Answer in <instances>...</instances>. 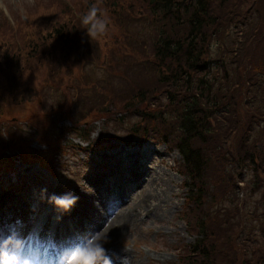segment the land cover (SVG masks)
Returning <instances> with one entry per match:
<instances>
[{
	"label": "rangeland",
	"instance_id": "1",
	"mask_svg": "<svg viewBox=\"0 0 264 264\" xmlns=\"http://www.w3.org/2000/svg\"><path fill=\"white\" fill-rule=\"evenodd\" d=\"M113 2L114 0H0V24L3 18L10 19L0 25V49L14 50L18 63L23 59L15 68L19 72L16 80L13 81L10 77L5 81L8 88L17 82L21 90L17 93L13 91L9 96L7 92L4 101L0 100V144H5L3 141L20 144L30 141V146L36 148V151L47 149L46 143L40 141V138L33 139L32 136L40 137L36 127H41L40 121L43 122L44 118L51 119L47 125L67 141L64 152L57 153L54 160L56 173L37 160L24 161L21 151L15 150L10 161L0 154V196H8L0 206L13 205L15 202L29 209L34 206L37 209L39 204L44 203L46 195L54 194L57 188L60 194L72 193L78 197L77 206L80 205V195H89L95 210L102 215L101 219L96 216V221L104 223L109 217H113L117 206L123 205L125 201L118 203L115 208L113 202L107 199V187L112 182H103L108 171L105 177H102L101 171L105 166L109 169L111 163L116 162L118 166L114 167V173L118 176L124 166L127 171L128 167L133 169L143 163L142 171L145 170L146 174L141 171L137 178L146 177L145 182L144 179L141 182L144 187L141 190L134 188L136 190L131 201L137 203L142 200L143 208L134 204L131 215L134 220L130 225L122 233L104 240L111 244L108 254L113 263L129 264L133 260L135 264H184L183 257H193L189 252L198 236L196 223L205 218L210 220V217L221 229H215L216 231L225 233L227 230L230 234V246H226L222 237L218 236V248L220 244L222 249L229 252L237 248L241 256L246 257L256 250L258 245L255 243L260 241V247L264 250V241L261 242L264 238V176L253 185L251 192H247L246 198L244 188L246 184L251 185L253 173L247 169L244 179L235 186L230 177L223 186L227 166L223 162L225 167L222 168L221 161H217V157L212 155L203 180L210 196L204 199L205 202L199 209H191L187 207L185 199L188 191L184 182H187V176L177 170L183 160L178 151H171L165 143L154 144L151 141L144 149H137L122 142L127 138L124 131H129L130 125L143 122L140 117L145 116L141 109H153V113L158 114L162 105L170 104L172 106L169 109L163 110V117L166 116L170 121L173 116L174 121H177L175 114L180 112L175 113L171 109L176 106L168 100V90L163 85L156 87L153 68L149 70L147 66L150 63L142 60L152 46L149 38L153 31L149 27L147 30L142 20V12L149 11L147 0H119L118 5ZM236 4L241 5L240 11H249L247 14L251 15L247 17L251 19L254 16L253 21L257 28L260 27L256 28L260 42L256 46L255 55L261 58L264 51V0H236ZM66 24L80 28L73 29L74 37L77 38H73L71 44L66 46L68 54H65L66 51L62 52V46L54 42H51L52 46H57L58 50L48 48L49 54L35 56L33 52L36 49L29 51L32 38L46 35L52 26L58 28ZM151 25L153 26L152 23ZM236 28L226 26L222 31V39L228 40L227 45L219 46L222 40L217 39L212 49V54L220 59L230 57L225 71L228 75L226 81H216V89L229 93L236 73V67L231 69L236 65L233 64V59H239L240 47H244L245 41L249 43V36L255 34L253 29L244 33L243 28L239 27L240 30L235 31ZM79 30L81 32L78 33ZM146 33L150 36L147 37ZM42 40L45 39L38 41ZM81 43H84L82 52L76 50ZM229 46V54H225V47ZM28 56L32 57L25 63V57ZM14 61L16 63V58ZM213 69L216 71L218 68L215 65ZM144 76L148 79L143 78ZM258 77L253 87L262 100L264 77ZM142 88L144 96L141 98L138 93ZM246 96L248 92L244 98L247 102H235L237 106L232 102L222 108L230 109V115L220 117L221 120L230 119L227 127L229 123L232 128L236 124L233 112L235 107L238 108V114L244 113L243 116L254 113L248 100L250 97ZM217 103L220 105V102ZM260 104L263 106L264 101ZM24 116L33 117L31 119L37 126L33 129L29 122H24ZM32 130L36 133H27ZM258 134L264 133L260 131ZM84 135L89 136V140L84 141ZM100 138H108L110 145L105 143L100 148H91ZM225 140L227 145L233 143V134ZM141 155L143 159H140ZM232 168L230 164L228 170H233ZM110 177L115 178L114 175ZM120 182L116 184L119 185ZM102 183H106L107 187ZM45 188L47 194L40 191ZM225 188L230 193L223 195ZM233 195L240 198L235 207ZM146 207L152 211L144 210ZM127 208L128 206L124 207L123 211ZM81 219L84 220L82 217ZM240 230L242 236L239 237Z\"/></svg>",
	"mask_w": 264,
	"mask_h": 264
},
{
	"label": "trees",
	"instance_id": "2",
	"mask_svg": "<svg viewBox=\"0 0 264 264\" xmlns=\"http://www.w3.org/2000/svg\"><path fill=\"white\" fill-rule=\"evenodd\" d=\"M118 3L119 0L113 2L114 5ZM240 6L236 4V0H147L149 11L142 12L144 15L142 20L147 30L149 27L153 31L151 36L146 33L147 37L150 36L152 46L142 60L150 63L147 66L149 70L153 68L152 74L156 78V82L154 81L156 87L163 85L162 87L168 90L166 96L168 95V100L176 106L171 109L175 113L177 111L180 113L175 114L177 121H174L173 116L174 122H172L166 116L163 117L164 111L172 106L170 104H167L168 106L161 104V112L158 114L153 113V109L146 111L141 109L145 117L140 119L144 124L142 122L130 125V130L124 131V134L130 140L154 136L168 144L171 150L179 151L183 160L177 170L187 176V182H184L188 191L185 199L187 207L191 209L194 207L199 209L200 205L204 204V199L210 196L203 180L212 155L217 157V161H221L222 168L225 167L223 162L227 166V173L223 175V186L228 183L229 177L235 186L237 182L244 179L247 169L253 173L251 185L246 184L244 188L246 198L247 192H251V189H254L253 185L255 186V183L261 181L264 176V134H258L260 131L264 133V104L263 106L260 104L264 101V93L263 99L260 100L253 87L258 76L262 79L264 77V51L261 58L255 55L256 46L260 42L258 41L260 35L256 34V30L260 27L257 28L253 21L254 16L251 19L247 17L251 15V13L247 14L249 11H240ZM5 23L2 19L0 25ZM226 26H236L235 31H239V27L243 28L244 33L253 29L256 34L255 38V34H251L249 43L245 41L244 47H240L239 59H233V64L236 65L231 69L234 70L236 67V73L230 93L216 89V81H226V76L228 77L225 71L230 57L220 59L212 54L213 45H216L217 39L222 40L219 46L227 45L228 40L222 39V31ZM73 29L80 28L69 24L58 28L52 26L46 35L32 38L29 51L36 49L37 51L33 52L35 56L49 54L48 48L58 50L57 46H52L51 42H54L60 44L62 52L66 51L65 54H68L66 46L71 44L73 38H77V36L74 37ZM39 39L45 40L39 42ZM83 46L84 43H81L76 50L82 52ZM229 51L230 46L225 47L224 53L229 54ZM15 54L16 52L12 49H0V100L3 101L6 97L5 93L8 92L7 96H9L13 91L17 93L21 90L17 82L12 83L10 88L5 83L10 77L15 81L19 75L16 69L23 59L18 63ZM31 57H25V63H28ZM215 65L218 69L213 71ZM177 89H179L178 92ZM233 89L234 92H232ZM143 90L142 88L138 93V97L144 96ZM247 92L246 97H250L248 100L250 106L254 108V113L243 116L244 113L238 114V108L235 107L233 112L236 124L232 128V124L229 123L227 127L230 119L221 120L220 117L230 115V109L222 108L232 102L243 104ZM17 97L18 95L16 99ZM217 102H220L221 106ZM237 105L234 104V106ZM247 109L251 112L249 108ZM23 118L32 120L33 117L24 116ZM47 122L50 124L51 119L44 118L43 122L40 121L42 139L53 136V133L47 130L49 126ZM232 134L233 143L227 145L225 139ZM17 144L19 142H14V147ZM230 164L233 170H228ZM222 193L228 194L230 190L225 188ZM239 199L233 195L234 207ZM186 211H188L187 208ZM196 229L198 236L189 252L193 257H183L184 264H264V252H262L264 250L260 247L262 245L260 241L255 243L258 247L250 256L242 257L237 248L229 252L225 248L222 249L221 244L219 248L217 247L218 236L222 237V242L226 246H230V234L227 230L225 233L216 231L215 229H221L211 217L210 220L205 218L196 223ZM238 236H242L241 230ZM262 236L264 237V229ZM263 241L264 238L261 242Z\"/></svg>",
	"mask_w": 264,
	"mask_h": 264
},
{
	"label": "clouds",
	"instance_id": "3",
	"mask_svg": "<svg viewBox=\"0 0 264 264\" xmlns=\"http://www.w3.org/2000/svg\"><path fill=\"white\" fill-rule=\"evenodd\" d=\"M40 191L47 193L46 188ZM45 200L53 207L59 222L75 206L78 197L72 193L51 194ZM24 227L20 220L7 230L0 226V264H113L105 241L95 233L58 239L39 225L27 231Z\"/></svg>",
	"mask_w": 264,
	"mask_h": 264
},
{
	"label": "bare ground",
	"instance_id": "4",
	"mask_svg": "<svg viewBox=\"0 0 264 264\" xmlns=\"http://www.w3.org/2000/svg\"><path fill=\"white\" fill-rule=\"evenodd\" d=\"M138 176V173L132 175V178L135 179L137 178ZM57 189V188H56ZM53 192L54 194H60L59 190H56ZM146 196V195H145ZM8 198V196H6V194H2L0 196V203H3V201H5L6 199ZM91 197L89 195H80L79 197V206L77 208V212L80 214L79 218L82 222V228H85V233L87 235L89 234H97L99 237H101L103 240H105L106 238L110 237V236H113L115 234H119V233H122V230H125L128 225H130V223L132 222L133 217L130 215V213L128 214H125L120 212V213H117L116 217L114 219H111V220H107L105 221L104 223H100V221H96V216H98L99 219L102 218V215L97 213V211L95 210V206L94 204H92V201L90 200ZM141 203H142V200L141 201H138L136 203V206L139 207V208H143V206H141ZM134 207V206H132ZM130 208L131 210L133 208ZM12 207L9 206V209H11ZM144 210H149L148 212L152 211L151 208H144ZM30 210H23L21 208V212L18 211L15 213L14 216H18V214H24L22 217H23V223H24V226L25 227H28L30 226L31 224L29 223V219L31 218L30 216ZM5 214V209H3L2 207H0V219H7V217L4 216ZM69 216V214L67 215H64L63 218L61 219L63 221V223H66L70 220L66 218ZM81 217L84 219L82 221ZM44 219V217H43ZM37 222L35 223V225H39L40 227L43 228L44 224L46 223L45 222H41V219L39 220H36ZM13 222H15L13 220ZM1 226V224H0ZM84 226V227H83ZM24 227V228H25ZM8 228V225H6V228L4 227L5 230H7ZM29 228V227H28ZM44 231V230H43ZM111 244L109 242L106 243L105 241V247H108V251H109V248H110ZM128 254V252H127ZM120 264V263H118ZM129 264H135V261L131 260Z\"/></svg>",
	"mask_w": 264,
	"mask_h": 264
}]
</instances>
